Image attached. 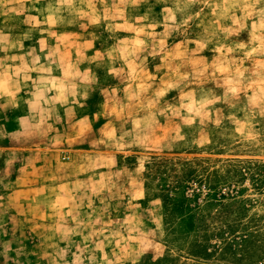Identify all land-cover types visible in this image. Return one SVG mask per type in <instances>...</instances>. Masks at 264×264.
I'll list each match as a JSON object with an SVG mask.
<instances>
[{"label": "rangeland", "instance_id": "374dc122", "mask_svg": "<svg viewBox=\"0 0 264 264\" xmlns=\"http://www.w3.org/2000/svg\"><path fill=\"white\" fill-rule=\"evenodd\" d=\"M0 3V264H264V0Z\"/></svg>", "mask_w": 264, "mask_h": 264}, {"label": "crops", "instance_id": "0c3cea01", "mask_svg": "<svg viewBox=\"0 0 264 264\" xmlns=\"http://www.w3.org/2000/svg\"><path fill=\"white\" fill-rule=\"evenodd\" d=\"M13 2H17V1H13ZM15 4H16V3H15ZM15 4L12 5V6H9V7H8V10L11 11V12L18 13L20 5H15ZM25 5H26V3H25ZM4 7H6V5H2V4L0 3V10H3ZM63 35H64V33H63V34L60 33L58 38H63ZM59 42H60V41H59L58 39H56L55 42H54L52 45L54 46V45H56V44L59 43ZM70 66H71V65H70Z\"/></svg>", "mask_w": 264, "mask_h": 264}]
</instances>
